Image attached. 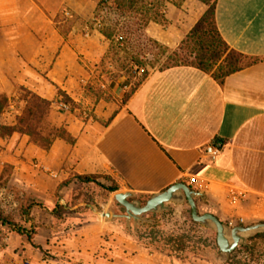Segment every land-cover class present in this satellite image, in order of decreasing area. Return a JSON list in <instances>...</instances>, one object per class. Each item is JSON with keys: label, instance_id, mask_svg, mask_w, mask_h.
Segmentation results:
<instances>
[{"label": "crops", "instance_id": "obj_1", "mask_svg": "<svg viewBox=\"0 0 264 264\" xmlns=\"http://www.w3.org/2000/svg\"><path fill=\"white\" fill-rule=\"evenodd\" d=\"M175 1L164 9L167 26L145 28L169 49L182 44L208 8L200 0ZM98 2L0 0V94L18 99L26 87L54 101L60 88L81 103L88 62L97 63L109 46L89 26ZM216 19L230 48L256 62L223 81L194 66L167 68L147 77L126 102L98 104L96 119L54 105L53 121L77 138L74 145L56 139L45 150L27 135L0 136V164L12 165L15 183L40 202L24 226L34 228L32 239L12 231L0 264H174L125 234V218L70 203L88 184L78 179L84 175L147 199L185 182L204 194L197 198L201 212L231 226L264 222V0H218ZM13 108L2 115L6 124L15 122ZM218 141L224 146L213 159L206 147ZM189 264L207 263L195 256Z\"/></svg>", "mask_w": 264, "mask_h": 264}, {"label": "rangeland", "instance_id": "obj_2", "mask_svg": "<svg viewBox=\"0 0 264 264\" xmlns=\"http://www.w3.org/2000/svg\"><path fill=\"white\" fill-rule=\"evenodd\" d=\"M103 18L106 19L105 26L125 28L123 31L127 32L129 41L125 49H115L110 55L108 54L110 47L108 41V49L101 59L97 63L88 62V76L82 87L81 103L76 104L73 111L84 120L90 114L95 115L94 110L98 104L102 106L106 102L122 104L127 95L140 87L147 77L174 64H180L172 60V52L175 49H166L160 43L151 42L143 36L137 24L139 18L137 14L126 13L125 18H122L110 4L101 11L100 19ZM91 22L89 26L97 28V25ZM69 26L70 21L64 22V31H67ZM133 56L142 60L146 71H127V60ZM20 96L19 92L18 99L13 98L11 102L14 105L11 110L15 111L16 115L20 114L24 107ZM5 118L9 117H1L0 121L5 123L7 120ZM6 165L10 164H0V176H3V183L0 186V249L6 244V236L12 232L10 226L4 225L2 220H8L24 227L29 221L30 210L40 205L38 200L32 198L29 189L15 183L14 168ZM102 179L107 181L105 178ZM102 179L100 181L96 179V182L84 185L74 193V197L69 202L83 203L80 210L84 212L91 211L90 206H94L100 214L106 210H115L119 214L125 213L124 207L115 200L114 194L102 187L108 184L103 183ZM139 199L143 203L147 200V198ZM106 204L109 205L106 206ZM169 206L170 210L146 214L144 217L147 221L136 227L133 221L128 224L125 219H121V230L144 244L150 242V236L158 238L171 234L183 236L187 238L190 245L199 249L197 254L189 255L190 259L195 256L201 257L207 264H264V237L253 239L247 244L249 248H246L247 245L241 246L231 256H228L220 252L216 243V232L193 221L189 204L170 203ZM30 230L34 231V228L31 227Z\"/></svg>", "mask_w": 264, "mask_h": 264}, {"label": "trees", "instance_id": "obj_3", "mask_svg": "<svg viewBox=\"0 0 264 264\" xmlns=\"http://www.w3.org/2000/svg\"><path fill=\"white\" fill-rule=\"evenodd\" d=\"M168 1L169 0H99L93 22L97 25L98 31L110 42L108 54L110 55L113 53L112 51L115 49H125L129 38L127 32L123 31L125 28L105 26L106 19H100L101 11L111 4L112 8L122 18H125L126 13L137 14L139 16L137 24L143 36L151 42L158 43L145 33V28L151 22H156L163 26L169 24V20L166 18L164 12ZM182 1L183 0L175 1V4L181 6ZM200 1L206 4L208 8L183 40L182 44L177 49L173 50L172 60L180 64H174L170 67L180 65L194 66L205 72L211 73L217 80L223 81L230 74L240 71L256 62L258 58H250L236 52L231 49L222 38L216 19L218 0ZM165 48L169 49L167 47ZM182 51H184V53H181ZM144 66L145 64L139 57L133 56L131 59L127 60L126 69L127 71H146ZM135 90L136 89L127 95L124 102L129 99ZM19 92L21 95L20 100L24 102V107L20 114L16 115L14 124H6L0 121L1 137H9L15 133L27 135L32 144L45 150H49L56 139H63L71 145L77 142V138L74 137L65 126H59L53 121L54 105L58 106L61 102L69 104L71 112L76 108L75 101L64 90L58 89V98L54 101L48 100L26 87H20ZM11 102L12 99L7 94H0V119L12 106ZM113 117L114 116L106 123L112 121ZM89 118L96 119V116L90 114L86 119ZM6 166L13 167L11 165ZM78 179L84 183L96 182V176L84 175L78 176ZM2 183L3 176L1 175L0 186ZM102 187L111 194L120 190L119 185L116 183L110 186L102 185ZM2 221L4 225H9L14 233L27 235L32 239L31 230H27L8 220ZM257 237H264V234H259L251 238L249 242ZM144 245L168 254L174 261V264H189V255L199 252V249H196L188 243L187 238L173 234L162 238L150 236V242ZM246 248H249V245H247Z\"/></svg>", "mask_w": 264, "mask_h": 264}, {"label": "water", "instance_id": "obj_4", "mask_svg": "<svg viewBox=\"0 0 264 264\" xmlns=\"http://www.w3.org/2000/svg\"><path fill=\"white\" fill-rule=\"evenodd\" d=\"M203 195L202 192L193 189L185 182H176L165 190L154 193L145 203L137 198L135 192L131 190L119 191L114 194V198L124 207L125 213L107 211L103 215L109 218H125L128 224L133 221L135 225H138L147 221L144 217L146 214L170 210V203H187L191 208L193 221L215 231L216 243L220 252L228 256H231L239 247L246 246L255 235L264 233L263 221L250 225L231 226L213 213L201 212L197 198Z\"/></svg>", "mask_w": 264, "mask_h": 264}, {"label": "built area", "instance_id": "obj_5", "mask_svg": "<svg viewBox=\"0 0 264 264\" xmlns=\"http://www.w3.org/2000/svg\"><path fill=\"white\" fill-rule=\"evenodd\" d=\"M66 15H69V12H65ZM58 107L62 110H70V105L61 102ZM224 144L221 141H218L215 145H208L206 147V152L209 154L213 159L217 156V154L221 151L223 148Z\"/></svg>", "mask_w": 264, "mask_h": 264}]
</instances>
